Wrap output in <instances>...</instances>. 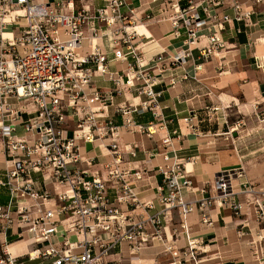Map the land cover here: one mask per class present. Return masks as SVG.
I'll list each match as a JSON object with an SVG mask.
<instances>
[{"label": "built area", "instance_id": "obj_1", "mask_svg": "<svg viewBox=\"0 0 264 264\" xmlns=\"http://www.w3.org/2000/svg\"><path fill=\"white\" fill-rule=\"evenodd\" d=\"M80 1L0 0V144L5 156L0 185L9 192L8 202L0 204V264H25V258L36 264H105L111 252L122 244L133 252L155 243L165 246L166 218L173 210L182 228H186V218L194 212L201 222L211 224L210 211L215 205L228 207L235 214L241 212V203L234 197L238 191L234 189L232 170L220 171L195 188L191 171L181 159L167 152L162 153V162L155 167L161 178L155 197L140 202L127 177L131 172L119 166L117 138L121 130L149 135L154 124L136 123L131 116L136 111V107L131 108L134 105L117 108L122 117L120 125L108 116L95 115L90 106L102 100L112 101L113 94L133 88L146 98L140 102V109L150 110L155 120H162L158 110L162 108L161 94L154 86L160 83L158 78L163 73H169L170 86L187 78L186 72L178 76L172 69L183 67L198 40V31L206 25L198 6H182L181 0L161 2L158 11L167 17L166 11L172 10L169 18L173 33L179 36L181 30L185 32L186 47L169 58L168 65L173 67L150 74L131 42L133 29L129 26L135 21L134 10L129 9L128 14L120 10L125 0H106L92 17L88 8L77 4ZM255 3L264 4V0H250L249 4L232 0V16L224 14L222 21L212 25L217 29L208 36L202 56L223 47L218 31L224 28V22L243 21L250 25ZM199 7L206 17H214L208 5ZM152 17L145 14V19ZM20 18L23 25L19 33L4 37L5 25L16 24ZM162 19L160 14L154 18ZM94 20L108 29L105 36L113 43L114 59H134L125 71L108 69L109 59L94 44L100 36ZM87 27L94 46L81 54L78 48L87 38ZM104 75L113 83V89L108 94L87 92L93 78ZM24 114L29 117L25 119ZM70 120H76L72 129ZM18 127L22 134L17 133ZM105 138L109 139L107 148L112 156L103 165L105 176L90 174L92 159L86 161L87 168H80V142ZM129 154L134 156L135 151ZM132 174L139 179L142 172ZM239 185L247 189L246 183ZM248 192L252 194L254 189L250 187ZM188 194H194V198L188 199ZM253 199L246 197V202L264 206V194L261 200ZM140 205L146 216L132 213ZM15 224L18 238L26 235L33 245L30 251H11L8 233Z\"/></svg>", "mask_w": 264, "mask_h": 264}, {"label": "crops", "instance_id": "obj_2", "mask_svg": "<svg viewBox=\"0 0 264 264\" xmlns=\"http://www.w3.org/2000/svg\"><path fill=\"white\" fill-rule=\"evenodd\" d=\"M181 0L182 6L194 3L198 6L202 18L206 19V25L198 31V40L192 47L182 69L175 71L187 72L186 80L170 86L168 84L169 73L162 74L160 83L154 86V90L160 92L159 104L161 105L162 120H155L150 110L141 114L132 113L137 123L148 125L154 124V131L147 135L135 131L121 130L117 138V146L121 152L119 166L123 170L131 172L127 176L131 184L138 192L140 202L151 200L155 197V190L161 178L156 173L155 167L162 162V153L167 152L170 156H176L191 171V178L195 188L201 187L206 181L223 170L241 168L240 157L234 138L229 136V120L226 116L227 108H234L238 112L245 109L264 111V5H253L254 12L251 15V24L246 26L243 21L224 22V28L218 31L224 47L218 48L212 55L202 56V49L208 43V36L217 26L212 27L222 16H232V0ZM250 3V0H241ZM106 0H81L77 4L88 8L92 17L97 8L104 6ZM159 2L148 3L147 0H125L120 7L121 12L127 13L134 10L135 21L131 22L133 29L132 45L137 48L139 58L147 64L153 74H158L154 68L157 59L169 60L181 49L186 47L184 40L186 34L181 30L179 36L173 33V27L169 15L172 10L166 11V18L155 21L158 16ZM208 5L209 14L214 17H206L199 6ZM151 14V19H145V14ZM153 14V15H152ZM100 29V36L94 44L109 59L107 67L110 71L121 73L127 69L128 63H134L129 57L126 60L113 58V43L108 29L103 23L94 20ZM23 25L20 18L16 24L8 23L4 27V37L11 38V33L17 35ZM242 30V31H241ZM90 30L85 28L87 38L81 41L78 52L84 54L94 46L90 41ZM109 35V34H108ZM255 37V54L248 48V40ZM126 52V47H122ZM238 52H235L237 51ZM161 55L158 57V55ZM239 55V56H238ZM238 56V57H237ZM154 69V70H152ZM150 71V72H151ZM113 89V83L104 76H95L87 92L99 91L108 94ZM144 97L131 88L119 94H113L112 101L102 100L91 104L95 115L108 116L111 121L120 125L121 113L117 111L119 106L135 105ZM26 119L28 114H24ZM76 120H70L72 129ZM234 129V128H232ZM71 130L69 131L70 134ZM22 134L21 127L17 129ZM164 139H167L165 142ZM109 139H94L80 142V156L83 159L78 164L80 168H87L86 161L92 159L88 166L90 174L101 173L105 176L103 165L109 163L112 156L107 144ZM135 151L131 156L130 151ZM5 156L1 151L0 144V177L4 172ZM142 171L139 179L134 178L133 172ZM36 177L37 174H34ZM236 181V184L234 182ZM243 178L233 179L235 200L241 203V214L235 215L225 206L215 205L211 208V224L203 223L197 212L191 213L186 218V228L179 224L176 211L167 216L165 227V246L155 243L149 247L133 252L127 244L115 248L107 257L105 264H247L249 262H237L228 260V253L238 252L243 245V235L240 229L247 226L251 230L253 226L252 212L246 197H251L250 187H240ZM250 186V185H249ZM50 187V186H49ZM242 191V192H239ZM188 199H193L194 194H188ZM9 200V192L6 187L0 185V204H6ZM156 209L158 204L155 202ZM132 213L146 216L145 210L137 207ZM242 225V226H241ZM242 227V228H241ZM245 228V229H247ZM19 228L13 226L9 231L10 239L17 238ZM9 239V240H10ZM21 240L12 241L10 249L14 254L23 253L19 244L12 246ZM168 247V248H167ZM28 251V248L27 250ZM25 251V252H26ZM192 251L191 255L189 252ZM25 264H36L37 261L24 259Z\"/></svg>", "mask_w": 264, "mask_h": 264}, {"label": "rangeland", "instance_id": "obj_3", "mask_svg": "<svg viewBox=\"0 0 264 264\" xmlns=\"http://www.w3.org/2000/svg\"><path fill=\"white\" fill-rule=\"evenodd\" d=\"M165 1L166 3L169 2V0L158 1L160 8L162 7L161 2H165ZM255 5H264V4L255 3ZM157 14H160V16L166 18L164 16V13L162 14L159 11H157ZM259 36L260 35L258 36L253 35V37H250L248 40L249 44L247 46L252 54H255V43H254L255 37H259ZM215 51L212 52L211 54L213 55ZM235 52H238V50ZM160 55L161 53L158 55V57ZM157 60L158 62L154 67L157 70L156 72H160L161 70H164L166 68L173 67L171 65H168L169 63L168 59L164 61H162L163 59H157ZM140 61L144 64V68L146 69V71L149 72L150 74H153L151 69L149 70V68H147V64H145L142 61V59ZM179 69H182V67H179L177 69H172V71L175 72L178 71ZM168 71H171V69ZM184 72L186 71L183 70L180 71L179 74L177 73L176 74L178 76H181ZM186 79L187 78H185L184 80ZM158 80H161V78H158ZM135 91L137 94H139L137 90ZM139 95H142L144 97L141 100V102L146 100L143 94H139ZM124 106L127 107V105ZM133 107H136L135 112L137 114H141L143 111L147 110V109H140V103L135 104L131 108ZM158 110L161 111L160 108H158ZM241 112L243 113L238 112L234 108H227V112H226V116L229 120V128L227 129V131L229 132V136L230 137L232 136L234 138L235 141L233 144L237 146L240 157L242 159V163H241L242 167L238 169H234L231 172L233 173L232 175L234 178H243L242 182L246 183L248 187L254 189V192L251 194V197H249L250 199L254 198L253 200H257V199L261 200L264 194V111L258 110V108L254 106L252 109H245ZM132 113L133 112H131V116ZM132 119H134L133 116ZM140 133H144V132H140ZM236 173L237 174L241 173V176L237 177L238 175H236ZM234 184H236V181L234 182ZM249 205L252 212L253 226H251V230H248L247 226H245L244 228L241 227L242 229H240V231H242V235H243L242 236L244 241L243 245L239 248L238 252H236L235 251L236 249L234 248V252L227 254L232 256L227 257L226 259L235 260L240 263L247 261L249 262L247 264H264V206L255 205L256 208H254L255 206L253 203H249ZM240 214L241 212L235 215H240ZM17 240H21V241L14 243L12 246L19 244L22 247V252H25L27 248L28 251H30L31 248H33V245H31L26 235L24 237H20V238L17 237L15 239H12V241H17Z\"/></svg>", "mask_w": 264, "mask_h": 264}, {"label": "bare ground", "instance_id": "obj_4", "mask_svg": "<svg viewBox=\"0 0 264 264\" xmlns=\"http://www.w3.org/2000/svg\"><path fill=\"white\" fill-rule=\"evenodd\" d=\"M18 12H21V11H18ZM4 32V31H3ZM3 36H4V33H3Z\"/></svg>", "mask_w": 264, "mask_h": 264}, {"label": "trees", "instance_id": "obj_5", "mask_svg": "<svg viewBox=\"0 0 264 264\" xmlns=\"http://www.w3.org/2000/svg\"><path fill=\"white\" fill-rule=\"evenodd\" d=\"M9 239H10V237H9ZM10 241H12V240L10 239Z\"/></svg>", "mask_w": 264, "mask_h": 264}]
</instances>
